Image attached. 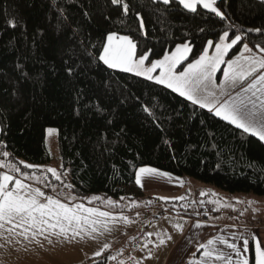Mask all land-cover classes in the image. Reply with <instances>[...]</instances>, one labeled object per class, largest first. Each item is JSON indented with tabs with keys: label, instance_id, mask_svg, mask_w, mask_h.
I'll return each mask as SVG.
<instances>
[{
	"label": "trees",
	"instance_id": "16d2710c",
	"mask_svg": "<svg viewBox=\"0 0 264 264\" xmlns=\"http://www.w3.org/2000/svg\"><path fill=\"white\" fill-rule=\"evenodd\" d=\"M217 5L223 16L202 7L192 12L177 0H0V159L21 171L49 163L46 131L55 127L62 173L78 197L153 201L136 183L144 166L230 195L264 196L263 141L99 60L111 33L131 37L148 62L188 43L179 69L225 31L230 40L242 37L229 56L244 43L264 47V0ZM113 255L106 250L87 264H108Z\"/></svg>",
	"mask_w": 264,
	"mask_h": 264
},
{
	"label": "crops",
	"instance_id": "0c3cea01",
	"mask_svg": "<svg viewBox=\"0 0 264 264\" xmlns=\"http://www.w3.org/2000/svg\"><path fill=\"white\" fill-rule=\"evenodd\" d=\"M217 1L215 0L213 6L219 10ZM199 7L204 8L202 4H197V8ZM206 10L211 11V9ZM225 42L231 43L229 36ZM219 43L220 39L216 44ZM184 44L189 46L190 51L186 58L177 65V72L183 71L188 64L195 61L179 69L192 50L188 43ZM215 45L207 46L205 51L209 57L216 54ZM235 45L228 50L223 58L224 62L217 66V70L213 74L212 79L217 85L224 84V72L229 70L227 62L234 60L244 51L242 46L237 54L229 56ZM248 46L252 49V55L261 54L258 47H252L249 44ZM176 48L165 55H171L176 51ZM244 55L247 56L249 53L245 52ZM139 57L136 54V58ZM152 62L146 60L145 67L151 66ZM115 70L127 72L120 68ZM160 71V69H156L152 73L153 77L158 76ZM260 72L264 73V70H260ZM127 73L149 80L146 76L137 75L136 72ZM250 80L251 78H249V82ZM149 81L160 84L155 79ZM160 85L167 87L166 84ZM244 86L246 87V82ZM168 89L180 95L174 89ZM209 90L215 91L217 97L223 101L228 96H235L237 92H240L241 87L240 85L227 87L224 96L220 95V88H212L209 85ZM200 95L204 96L207 93L201 92ZM181 97L187 99L186 96ZM195 105L215 115V112L209 108H204L200 104ZM217 117L223 119V117ZM225 121L232 124L228 120ZM232 125L237 127L235 124ZM15 169V165L0 159V180L4 174L11 175L30 185L32 189L39 188L45 193V196L60 199L70 206L83 204L86 208H98L117 217L122 214L129 218L132 225L125 223L128 225L127 228V225L122 226L123 221H119L109 225L110 231L101 229V231L93 233L92 236L84 235L83 237L72 236L71 233L68 237L52 234L24 237L16 234L22 229H16V232L9 233L7 228L10 225H5L4 228H0V264H87L91 262L89 260L94 261L99 257L94 253L103 249L105 244L110 247L103 249L102 254L106 250L114 252L113 259H110L108 264H226L225 260L216 258L219 254L230 258L231 264H242L244 259L248 260V264H252L253 261L254 264H257L258 242L261 249L264 250V216H255L253 209L235 204L236 197L234 196L237 195L229 196L214 186L205 185L190 178H177L171 175H154L142 178L143 187L139 186L155 199L143 201L141 206L135 209L133 206L129 207L127 204L120 203L117 199L111 200L114 203L109 204V199H104L101 195L75 196L68 186L64 188L51 185L47 178L51 174L39 167H31L30 170L25 171H16ZM190 186L192 187L191 192L189 191ZM8 187L10 190L15 187L14 180L9 183ZM196 189H199L201 195L197 207L194 204ZM216 195L221 199H215ZM92 197H100V199H92ZM160 197L167 199H160ZM180 197L183 199H179ZM204 200L213 205L218 212L207 215L202 204ZM223 200H230V202L226 203ZM40 201L45 203V197H40ZM221 211L223 212L221 213ZM137 222H139L138 225H136ZM176 225H181V228H177ZM137 231H139L138 236ZM213 239L216 242L210 245L209 249L200 247L201 244H207L209 240ZM161 240L164 243H161ZM245 240L247 241L246 247L244 246ZM231 243H235L237 249L230 248L228 245ZM206 250H212L214 255L206 257L204 255Z\"/></svg>",
	"mask_w": 264,
	"mask_h": 264
},
{
	"label": "snow or ice",
	"instance_id": "6c2138e0",
	"mask_svg": "<svg viewBox=\"0 0 264 264\" xmlns=\"http://www.w3.org/2000/svg\"><path fill=\"white\" fill-rule=\"evenodd\" d=\"M112 2L121 3V0H112ZM169 2L170 0H163L165 4ZM179 3L192 12L197 10V4H202L205 9H211L223 16V13L213 6L215 0H179ZM123 10L125 13L128 11L126 3L123 4ZM12 27H15L14 23H12ZM255 31H260V29H255ZM228 36L229 33L225 31L220 37V43L215 45L216 54L214 56L209 57L205 51L199 59L188 64L187 68L180 72H177L176 68L190 51L187 44L178 45L174 53L165 55L163 59L155 60L151 66L145 67L148 55H141L137 59V46L131 37L118 36L116 33L107 35V43L103 46V54L99 56V60L110 68L136 72L137 75L146 76L149 80L155 79L160 84H166L168 88L174 89L181 96H186L193 103L209 108L215 112L216 116L223 117L238 128L252 133L264 141V73L260 72V70H264V47L257 45L261 54L252 55V49L248 44H244V51L234 60L227 62L229 70L224 72V84L217 85L212 79L217 66L224 62L223 58L228 50L242 39L241 36L235 35L231 43H226ZM208 43L209 46L212 45V41ZM245 52L249 55L245 56ZM156 69L161 70L160 74L153 77L152 73ZM249 78H251L250 82ZM245 82L246 87L244 86ZM209 85L212 88H220L221 96L226 94V89L229 86L240 85L241 90L235 96H228L227 99L221 101L215 91L209 90ZM201 92H205L207 95L202 96ZM48 131L54 130L49 129ZM4 155L7 156L8 153L5 152ZM27 167L31 168L33 165H27ZM15 170L19 171V168ZM49 171L56 176L57 180L60 179V176L56 174V169H49ZM154 175L168 176L169 174L159 172L155 168L141 167L136 175V183L143 187L142 178ZM13 180L15 187L10 190L8 185ZM40 197H45L46 202L41 203ZM92 199H100V197H92ZM160 199L167 198L160 197ZM179 199H183V197ZM108 203L114 202L108 200ZM119 221L131 222L127 216L122 214L117 217L98 208H86L83 204L70 206L60 199L45 196V193L39 188L32 189L30 185L8 174H4L0 180V228L10 225L7 228L9 233L16 232V229H22L16 234L24 237L29 235L32 237L46 236V234L68 237L71 233L72 236L83 237L84 235L92 236L93 233L99 232L101 229L110 231L109 225ZM176 227L181 228V225H176ZM160 242L164 243L163 240ZM215 242L214 239L209 240L207 244H201L200 247L209 249V246ZM225 243L228 242L225 241ZM228 246L237 249L235 243ZM244 246H247L246 240ZM108 247L110 246L105 244L103 249ZM103 249L95 252L94 255L100 256ZM204 255L211 257L214 252L206 250ZM216 258L225 260L226 264H231V259L223 254L217 255ZM242 264H248V260L244 259ZM257 264H264V250L261 249L259 242L257 243Z\"/></svg>",
	"mask_w": 264,
	"mask_h": 264
},
{
	"label": "rangeland",
	"instance_id": "374dc122",
	"mask_svg": "<svg viewBox=\"0 0 264 264\" xmlns=\"http://www.w3.org/2000/svg\"><path fill=\"white\" fill-rule=\"evenodd\" d=\"M52 129L54 131L49 132L48 130ZM0 132H1V127H0ZM46 145H47V149L50 155V162L47 164H43V165H34V164H29V165H33V167L35 168H40L46 172H49V169H56V174L60 176V181H63L64 183L62 184V186L64 188H67V186H69V183L65 181V174L62 173V158H61V153H60V148H59V132L58 129L55 127H49L46 131ZM32 167V168H33ZM144 167H150V168H155V167H151V166H144ZM157 169V168H155ZM159 172L162 173H168L169 175L173 176V177H177V178H183V177H179L176 176L174 174H171L169 172L166 171H162L160 169H157ZM52 174V173H51ZM53 175V174H52ZM54 177L56 178V176L54 175ZM48 178V177H47ZM50 180V184L54 185V186H58L57 184L51 182V179L48 178ZM192 187L190 186L189 191L191 192ZM225 194H227L224 191H221ZM230 196V194H228ZM236 197L234 203L237 204L238 206H246L250 209H253L255 211V216H264V196H257L255 194H238ZM104 199H109V200H114L111 197H103ZM215 199H221L219 196L216 195ZM118 200V199H117ZM224 201V200H223ZM120 203L123 204H127L130 206H133L135 209H138L141 204L143 203L141 200H119ZM224 202H230V200L228 201H224ZM139 222H137L136 225H138ZM142 224V223H141ZM127 225L125 223H122V226ZM129 225H132V223L130 222ZM128 228V225H127ZM138 232L137 231V236H138ZM131 235V234H129ZM131 237V236H128ZM127 244V243H125ZM111 259H113V256L111 257ZM135 259V257H134Z\"/></svg>",
	"mask_w": 264,
	"mask_h": 264
},
{
	"label": "built area",
	"instance_id": "2783aa9c",
	"mask_svg": "<svg viewBox=\"0 0 264 264\" xmlns=\"http://www.w3.org/2000/svg\"><path fill=\"white\" fill-rule=\"evenodd\" d=\"M194 197H195V202H194V204H195V207H197L198 205H199V201H200V199H201V195H200V191L199 190H196L195 191V193H194ZM202 204H203V206H204V209H205V212L207 213V215L208 214H215V213H217L218 211H217V209L213 206V205H210V204H208V202L207 201H202ZM184 209V208H183ZM223 211H221V213H222Z\"/></svg>",
	"mask_w": 264,
	"mask_h": 264
}]
</instances>
